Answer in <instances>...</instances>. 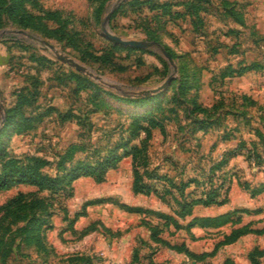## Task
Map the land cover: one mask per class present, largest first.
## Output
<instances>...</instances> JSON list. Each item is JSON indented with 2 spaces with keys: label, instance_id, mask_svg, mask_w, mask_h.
<instances>
[{
  "label": "rangeland",
  "instance_id": "374dc122",
  "mask_svg": "<svg viewBox=\"0 0 264 264\" xmlns=\"http://www.w3.org/2000/svg\"><path fill=\"white\" fill-rule=\"evenodd\" d=\"M131 1L23 0L10 13L8 0H0V167L40 157L42 172L60 177L135 148L134 162L122 157L102 180L82 175L53 189L29 183L0 188V264H251L249 252L264 249V215L244 222L241 213H250L244 208L196 204L180 216L173 212L178 201L206 184L191 181L183 193L170 184L207 177L221 156L224 129L247 147L254 138L264 152V108L240 92L255 89L263 74L220 75L252 61L264 67V0H169L171 13L160 23L150 2ZM145 25L153 26L156 40ZM104 29L147 46L120 44ZM166 47L175 54L173 65L162 54ZM193 71L196 101L214 105L212 117L223 116L218 125H203L193 88L178 85L181 72ZM171 72L174 82L152 92ZM145 95L146 101L127 99ZM254 128L262 135L250 134ZM133 164L149 193L133 190ZM231 168L232 179L246 181L240 178L246 172ZM247 224L251 231L222 242ZM153 230L202 256L153 239Z\"/></svg>",
  "mask_w": 264,
  "mask_h": 264
},
{
  "label": "trees",
  "instance_id": "16d2710c",
  "mask_svg": "<svg viewBox=\"0 0 264 264\" xmlns=\"http://www.w3.org/2000/svg\"><path fill=\"white\" fill-rule=\"evenodd\" d=\"M137 2L136 0H133ZM131 1V2H133ZM144 2H150V7L156 8L157 12L153 14V18L157 22H161V19H165L167 15H170L171 13V4L172 2L169 0L165 1H160L154 3L153 0H145ZM23 5V0H8V3L6 4L7 10L9 12H13V10L18 9L19 6L21 7ZM193 6V5H192ZM23 7V6H22ZM21 7V8H22ZM103 3H100L97 8H96V16L98 15V12L102 9ZM192 12L197 15L198 10L196 5L192 7ZM157 28V27H155ZM144 31L151 35L153 37H149V39H154L156 40L155 36V29L153 26L145 25L144 26ZM131 48V47H128ZM166 51L172 56L175 57V54L169 50L166 47ZM263 67L261 63L259 62H249L245 64H241L239 67L233 69L223 70L220 72V75L225 76L228 74H231L233 72L237 73H242L246 70L250 69H257ZM184 70L182 67L181 69L179 68V71ZM184 74L185 79L183 80H177L179 87L188 90H191L193 88V98L191 99L193 103V107H196L198 110H201L204 112V115L201 120L203 125H218L220 124L221 120L223 119L220 117V114L217 113L215 114L214 117H212V112L211 110L213 109L214 105H204L201 104L200 102H197V88L199 86L198 78L197 75L195 74V71L192 72V74L189 75V73ZM172 80L168 85H171ZM192 79V82L191 80ZM149 95L145 96H140L136 98H127L130 101H146L149 99ZM252 102V100H251ZM254 134L256 135H262V131L258 128L252 129ZM232 137V134L229 133V131L222 130V135L221 138H229ZM251 142V141H250ZM251 147H247L245 144V141L243 139H239V141L236 143L235 146L226 148L222 151L221 156L212 163L210 166V173H208L207 177H205L200 183H198L197 180L189 179L188 181H185L183 183H174V181H171L170 184L172 186L176 187V189L180 190L182 193L184 192L185 186L189 185L191 181L197 182V184H206L205 189H202L200 192H188L187 194H184V198L181 201H178V208L175 209L173 212L178 213L180 216H186L188 214L192 213L193 207L196 204H203V205H221L224 204L228 201V190H229V185L232 180V177L234 176L235 172L230 171L227 168L232 169L229 165L230 159L237 155V154H243L245 156V159L247 161H253L255 164H259L264 160V157L256 150V146L254 141L251 142ZM135 148L130 147L128 149H125L122 153L118 154H106L102 155L95 161V163L90 164V163H83L76 165L75 167H71L68 172L64 173L62 176H56V175H50L48 173L42 172L40 169V166L43 165L46 161L43 158L40 157H33V164H27V165H13L11 162L10 167L2 168L0 167V188H8L10 186H13L15 184L19 183H29V184H34L37 185L40 188H45V189H53L56 188L57 186H60L62 182L63 187L64 185H69L71 182L78 178L79 176L82 175H91L93 176L96 180H102L104 178V175L106 171L110 168L115 167L118 162L121 160L122 157L126 155L131 156V160L134 162L135 160ZM220 170V174L216 175V171ZM222 171V172H221ZM227 174V175H226ZM226 175V176H225ZM140 180V173L137 169V166L133 164V190L135 192H144V193H149L150 192V185L149 183H144ZM61 182V183H60ZM244 187H247L249 189V193L251 196H254L255 194H258L260 192H264V183H260L258 185H251L248 181H239ZM190 194V196H189ZM163 195V193L161 194ZM17 196H14V198H11L6 205H10L15 199H17ZM239 210V209H237ZM240 210H246L247 212H250L251 209L244 208ZM257 210V209H256ZM232 211H236V209H233ZM85 211H77L74 213L73 219H76L79 215L83 214ZM229 212V211H228ZM227 212V213H228ZM169 217L174 220V222L177 223L175 220V217L170 216ZM202 220H205L204 218ZM245 229L241 228H235L234 231L230 232L229 234L226 235L223 243H228L233 240H235L239 235L246 231H251L252 227H250L248 224L244 226ZM259 231H264V228L260 229ZM151 237L155 240L161 241L162 243H165L166 245H170L169 242L162 237H159L156 233L155 230L152 231ZM170 247L175 248L177 251H183L189 256H192L193 258L196 257H201V254H197L194 251L190 250L188 246L182 242V243H175L171 244ZM260 252H263L264 254V249L260 250L259 248L255 247L251 252H249V260L251 264H261L259 260V256L261 255ZM147 264V263H144Z\"/></svg>",
  "mask_w": 264,
  "mask_h": 264
},
{
  "label": "crops",
  "instance_id": "0c3cea01",
  "mask_svg": "<svg viewBox=\"0 0 264 264\" xmlns=\"http://www.w3.org/2000/svg\"><path fill=\"white\" fill-rule=\"evenodd\" d=\"M250 71L256 72L257 75L262 73L263 76H261L258 83L254 85V87L256 86L255 89H253L252 91H249V88L247 87V89L246 88L244 90L242 89L240 90V92L245 93L247 96H249L250 99L252 100V103H254V105L257 108H260L261 110L262 108H264V81H263L264 80V67H260L258 69L247 70L243 72L241 75L246 74ZM248 91L252 92V94H250ZM262 115L263 114H261L260 112H257V115H256L257 119L260 120V117H261V120H262L264 116ZM250 134L253 135L254 133H250ZM232 139H235V138H232ZM232 139H228V138L222 139L221 138L219 140V143H220L219 145L221 147L220 149H218L217 154H220L226 148L235 146L237 139H235L236 140L235 142L232 141ZM254 140L255 139L252 138V141ZM256 150L264 157V152L261 148H258L256 146ZM123 158L119 162H121ZM232 165H234V169L237 170L238 173L242 174L246 172L245 176H241L240 178H244L251 185H258L260 183H264V160L259 164H255L253 161H247L243 154H237L233 156L229 161L228 166L232 167ZM258 198L260 201L258 200ZM238 208L257 209V210H252V212L250 211V213L242 212L241 213L242 221L244 222H249L253 219L260 218L259 216L264 215L263 213L264 212V192H260L258 194H255L254 196H251L247 190L242 189L240 187L238 180L236 178H233L229 185L228 201L224 204H221L219 209L223 211H230V210L238 209ZM256 215L258 216L256 217ZM262 224L264 225V222H262ZM252 226H254V224H252Z\"/></svg>",
  "mask_w": 264,
  "mask_h": 264
},
{
  "label": "water",
  "instance_id": "95a60500",
  "mask_svg": "<svg viewBox=\"0 0 264 264\" xmlns=\"http://www.w3.org/2000/svg\"><path fill=\"white\" fill-rule=\"evenodd\" d=\"M104 33L107 37L115 40L116 42L120 43V44H123V45H129V46H133V47H146L147 46V41L146 40H143V39H132V38H122L120 37L119 35L107 30V29H104ZM162 54L166 57L167 61L173 65V58L172 56L165 50V49H162ZM79 69H83L82 66L78 65V64H75ZM174 68V66H173ZM173 72H171L166 78L165 80L160 83L158 86L156 87H153L151 88V91L154 92V91H157L158 89L160 88H163L164 86H167L170 81L172 80L173 78Z\"/></svg>",
  "mask_w": 264,
  "mask_h": 264
}]
</instances>
